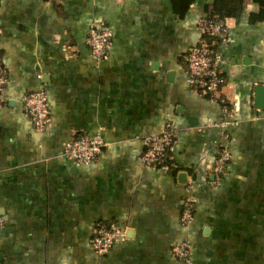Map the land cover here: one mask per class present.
I'll return each instance as SVG.
<instances>
[{
	"label": "crops",
	"instance_id": "1",
	"mask_svg": "<svg viewBox=\"0 0 264 264\" xmlns=\"http://www.w3.org/2000/svg\"><path fill=\"white\" fill-rule=\"evenodd\" d=\"M209 1L179 16L170 0H0V264H264V18L246 0L216 44L231 123L230 159L214 186L224 140L213 123L223 110L191 89L184 59ZM99 25L112 37L95 61L87 34ZM32 90L47 96L41 133L23 110ZM167 127L169 166L143 164L144 136ZM80 134L105 147L76 166L63 147ZM188 182L195 203L185 225ZM98 220L126 234L101 254L92 247ZM182 240L188 263L172 253Z\"/></svg>",
	"mask_w": 264,
	"mask_h": 264
},
{
	"label": "built area",
	"instance_id": "2",
	"mask_svg": "<svg viewBox=\"0 0 264 264\" xmlns=\"http://www.w3.org/2000/svg\"><path fill=\"white\" fill-rule=\"evenodd\" d=\"M57 1V0H51ZM199 38L185 55L186 81L192 90L207 96L212 102L222 106V118L213 123L220 128L221 134L226 133L227 126L231 123V112L228 101L222 93L224 76L221 71L222 55L216 46V39L225 41L228 30L225 23L215 22L207 17H202L197 22ZM112 32L105 26H90L87 34V44L95 61L105 60L111 43ZM7 83L6 70L0 56V108L2 106V92ZM24 114L30 118L36 131L43 132L50 122L47 96L43 90H32L22 98ZM223 142L219 146L213 161L211 185H218L225 173L230 151L225 146L227 134H223ZM145 144L141 155L143 164L165 169L169 166L172 154L175 151V132L166 128L158 133L147 134L143 138ZM105 147L104 140L80 134L71 137L63 147V156L70 159L76 166L88 164L95 160ZM192 183L188 182L187 195L181 203L180 222L187 225L193 220L195 198L188 192ZM3 218L0 216V230L3 227ZM125 228L114 221L98 220L92 228V247L98 254L107 252L114 244L125 239ZM172 253L184 262H189V243L182 240L172 247Z\"/></svg>",
	"mask_w": 264,
	"mask_h": 264
},
{
	"label": "trees",
	"instance_id": "3",
	"mask_svg": "<svg viewBox=\"0 0 264 264\" xmlns=\"http://www.w3.org/2000/svg\"><path fill=\"white\" fill-rule=\"evenodd\" d=\"M173 5L174 12L182 16L187 11L189 5L193 0H170ZM246 0H210L205 3L204 17H207L215 22L224 23L226 18L237 19L244 9V4ZM256 6V12L252 15L259 17V19L264 18V0H250ZM219 38L216 39L217 41Z\"/></svg>",
	"mask_w": 264,
	"mask_h": 264
},
{
	"label": "water",
	"instance_id": "4",
	"mask_svg": "<svg viewBox=\"0 0 264 264\" xmlns=\"http://www.w3.org/2000/svg\"><path fill=\"white\" fill-rule=\"evenodd\" d=\"M258 90H259V88H257ZM262 93H263V91L261 92V91H259V94H261L262 95Z\"/></svg>",
	"mask_w": 264,
	"mask_h": 264
}]
</instances>
